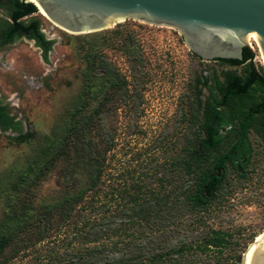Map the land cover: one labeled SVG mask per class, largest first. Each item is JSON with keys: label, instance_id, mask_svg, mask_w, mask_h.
<instances>
[{"label": "rangeland", "instance_id": "374dc122", "mask_svg": "<svg viewBox=\"0 0 264 264\" xmlns=\"http://www.w3.org/2000/svg\"><path fill=\"white\" fill-rule=\"evenodd\" d=\"M5 13L3 3L0 26L6 21ZM30 18L38 20L45 37L54 43L47 60L34 41L25 36L0 45V100L30 133L25 141L19 142L14 132L0 130V220L24 195V189L19 192L12 189L16 176L27 171L31 179L43 164L44 157L40 154L48 138L56 139L54 135H59L71 121L68 111L83 86L82 72L88 65L89 49L115 65L128 83V94L122 98L118 92L114 93L102 112V133L107 132L113 141L105 153L104 180L95 208L81 207L78 212L81 218L73 229L67 226L59 233L53 232L48 240L26 248L20 243L19 251L8 264H37L45 261L43 254L73 253L79 245L118 243L125 252L133 244L157 239L169 244L185 241L195 245L211 229L227 233V242L206 253L191 248L184 257L207 258L211 264L215 260H219L218 264L241 261L249 244L264 232V138L257 122L248 130L251 146L248 160L240 170L226 166L221 188L207 209L185 211L167 227L151 229L144 221L129 222L126 221L129 215H118L129 203L113 194L129 193L136 183L162 188L161 193L170 195L178 191V186L190 187L192 174L178 173L173 162L187 156L186 150L194 143L196 134L201 133L195 118L191 119L195 106L193 85L197 78H208L213 70L238 67L196 56L180 31L167 25L123 19L99 31L72 33L50 21L39 8L24 20ZM249 47L254 52L253 61L264 68L258 43L250 40ZM135 55L143 61L139 69H135ZM200 87L201 98L205 99L208 89ZM95 130L91 129V135ZM234 138L235 134H231L217 152ZM60 173L59 161L42 176L35 189L39 201L44 195L58 194ZM103 192L106 196H102ZM164 210L166 213L167 209ZM99 221H103L100 226ZM92 225L106 232L98 233L94 241L73 239V231L81 228L86 231ZM12 245L6 253L11 252Z\"/></svg>", "mask_w": 264, "mask_h": 264}, {"label": "trees", "instance_id": "16d2710c", "mask_svg": "<svg viewBox=\"0 0 264 264\" xmlns=\"http://www.w3.org/2000/svg\"><path fill=\"white\" fill-rule=\"evenodd\" d=\"M3 3L6 21L0 26V45L25 36L34 41L41 49L44 60H47L54 40L45 37L37 19L24 20V17L34 14L38 7L27 0H0V7ZM86 58L88 65L82 72L83 86L72 109L68 111L71 121L59 135H54L56 139L48 138L40 154L44 157L43 164L33 177L28 179V172H21L12 183L15 192L21 189L25 191L0 220V264L10 263L19 251L17 246L20 243L26 248L48 240L53 232L59 233L67 226L73 229L78 224L79 216L81 218L79 209L89 206L95 208L101 196L105 153L113 141L107 132L102 133V112L114 93L118 92L122 98L127 96L128 83L115 65L101 53L89 49ZM253 58L254 52L249 46L243 47L241 58H216L220 63L238 69L213 70L208 78H197L193 85L195 106L191 119L195 118L201 133L196 134L194 143L186 150L187 156L176 158L173 162L178 173L192 174L190 187L178 186V191L174 190L173 195H170L161 193L162 188L154 189L136 183L129 193H113L118 199L129 203L128 208L120 210L118 215H129L126 221H144L149 228L159 229L174 223L185 211L197 212L209 207L221 188L227 163L235 167L239 158L248 160L251 154L248 130L255 122L264 138V68L256 64ZM133 59L134 65H137L134 68L139 69L142 59L138 55ZM200 86L208 89L205 99L201 98ZM221 128H225V131L222 132ZM91 129H96L93 135ZM0 130L14 132V138L19 142L30 136L22 121L16 119L1 100ZM231 134H235V138L225 149L217 152ZM59 161L61 173L58 194L44 195L43 201H39L35 189L42 176ZM102 194L106 196V192ZM164 209H167L166 213ZM102 223L99 221V226ZM104 225L105 228L107 224ZM104 228L92 225L86 231L82 228L73 231L72 236L73 239L81 237L88 242L94 241L98 233L106 232ZM226 236L227 233L211 229L195 245L185 241L169 244L157 239L140 245L133 244L127 252L118 243H114V246L79 245L73 253L43 254L41 257L45 261L37 264H211L207 258L191 256L186 259L184 253L191 248L201 253L218 250L227 242ZM12 243L11 252L6 253ZM218 263L219 260L214 261V264Z\"/></svg>", "mask_w": 264, "mask_h": 264}, {"label": "water", "instance_id": "95a60500", "mask_svg": "<svg viewBox=\"0 0 264 264\" xmlns=\"http://www.w3.org/2000/svg\"><path fill=\"white\" fill-rule=\"evenodd\" d=\"M36 1L50 21L72 33L99 31L118 18L133 19L178 29L189 49L205 61L241 58L243 47L257 37L264 60V0ZM242 263L243 257L235 264ZM251 264H264V241Z\"/></svg>", "mask_w": 264, "mask_h": 264}, {"label": "bare ground", "instance_id": "6f19581e", "mask_svg": "<svg viewBox=\"0 0 264 264\" xmlns=\"http://www.w3.org/2000/svg\"><path fill=\"white\" fill-rule=\"evenodd\" d=\"M32 2H34L36 4V6L40 9V12L43 13V15L46 16L45 12L43 11V9L38 5L37 1L36 0H30ZM47 17V16H46ZM48 18V17H47ZM123 18H118V19H115L114 21H112L111 23H109L108 25H111V24H114L116 21H122ZM107 25V26H108ZM109 27V26H108ZM250 40H255L257 43V37H251ZM259 46V44H258ZM264 232L263 233H260L256 239L249 244V246L247 247L246 251L244 252V255H243V263L244 264H251L252 261H253V258H254V254H255V251L259 248V246L261 245V243L264 241Z\"/></svg>", "mask_w": 264, "mask_h": 264}, {"label": "flooded vegetation", "instance_id": "af4514ba", "mask_svg": "<svg viewBox=\"0 0 264 264\" xmlns=\"http://www.w3.org/2000/svg\"><path fill=\"white\" fill-rule=\"evenodd\" d=\"M223 129H224V128H221V131H222V132H224ZM246 161H247L246 158L241 157V158H239L238 160H236V162H235V167L232 166L231 164H229V165H231L233 168H235V169L238 170V166H240V167L242 168V167L244 166V164H245ZM227 165H228V163H227Z\"/></svg>", "mask_w": 264, "mask_h": 264}]
</instances>
